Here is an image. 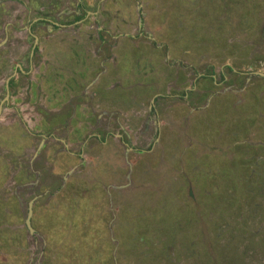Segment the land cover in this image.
I'll list each match as a JSON object with an SVG mask.
<instances>
[{"label": "crops", "instance_id": "crops-1", "mask_svg": "<svg viewBox=\"0 0 264 264\" xmlns=\"http://www.w3.org/2000/svg\"><path fill=\"white\" fill-rule=\"evenodd\" d=\"M124 1L126 0H82V2L81 0H0V86L6 84L10 92L0 100V114L3 111L9 116L12 111L10 105L13 102L19 103L14 107L15 112L20 114L19 119L25 121L26 117L32 116V119L26 122L24 137L34 135L32 129L39 128L44 123L47 113L54 114L61 122L67 118L70 121L66 124L72 125L74 122L79 124L78 117L91 118L93 124L96 123L97 126V132H92L94 144L98 143L96 150L109 160H114L100 164L98 168H91L88 176L82 177L76 175V172L73 174L72 172L79 167V162L76 163L75 159L85 155L82 149L87 145L86 139L79 146L75 144V139L70 137L66 140L60 139L48 130H40L41 141L32 154V160L27 164L30 177L35 179L34 181L36 179L40 181L36 163L44 162V156L54 162L60 159L61 161L64 159L65 162L68 160L66 169L69 172L61 177L52 193L48 194V191L44 190L40 195H34L36 199L33 202L31 217L33 232L30 234L24 221L22 227L19 226L21 228H16L22 233L17 235L18 238L21 235L24 238L26 233L34 237L37 232H44L46 244L41 258L43 263L60 260L54 261L51 259L53 256L46 252V248L53 240V232L61 231L68 234L72 230L78 232L82 230L84 232H81V239L88 244L99 239L96 234L92 237L93 231H97L98 234L101 230L107 232L113 228L114 231L118 223L122 224L121 228L124 230L137 231L144 228L150 230V219L154 216L152 214L155 212L159 215L165 214L169 209L171 213L174 211L175 208L165 207L164 202L159 200L152 203V198L144 193L140 195L139 201L143 200V203L135 210L133 204L129 205L130 210L128 207L120 210L115 200L118 189L121 188L120 191L130 194V190L139 189L136 188V184H139L140 174L145 179L155 171V166H152L154 161L149 154L160 149L164 131H169L170 135H176L181 131L194 132L197 140L208 142L207 145L210 146L213 142L217 143L221 140L220 134L201 132L203 124L200 122L199 129L196 130L192 125L196 122L191 124L187 116L189 112H186L184 117L181 116L182 118L176 113L171 114L172 108L166 109L167 104L163 105L164 102L167 103V99L189 102L185 98L194 90L200 95L203 94L201 80L204 76L209 77L211 81L210 90L206 91L212 94L223 92L216 94L217 96L214 94L218 102L212 115L214 113L221 115L225 110L228 113L231 107L232 110L242 107L238 105H243V102L249 98L247 94L250 91L258 96L264 94V68H262L264 66V0H239L243 2L242 4H237L238 0H224V3L213 2L214 4L210 3V5L205 3L207 9V12H203L205 15L193 16L194 10L190 21L187 20V16L183 18L182 14H177L176 11L173 13L161 11L159 20L157 19L158 22L155 23L143 18V13L138 14L139 7H142L138 0H134L137 14L128 16L126 9L129 4ZM176 1L175 5L172 2V6L174 9L183 6L184 13H188L194 8L193 6L199 4V0ZM165 2L162 0L164 6ZM221 4L224 10L218 13L217 6ZM104 5L111 9L108 10L107 16L102 14L105 13L101 9ZM235 8L240 11L245 10L242 18L240 17L239 20L234 18L236 21L232 18L237 12ZM169 13L172 20L178 18L176 22L181 25L171 24L172 21L166 17ZM193 20L196 22H191ZM171 26L174 28L172 32ZM173 32L176 39L171 41L172 38L167 36H171ZM256 33L262 44L260 47L257 45L254 47L252 45L254 38L248 35H256ZM185 36L187 42L183 39ZM226 51L228 52L224 53ZM217 58L224 59L225 68L235 72L238 77L247 74L253 77L245 78V85L244 82L236 85L232 81L229 83L219 81L217 71L220 67L214 68ZM230 60L234 62V66L226 62ZM186 64L192 65L191 69L198 71L195 77L188 75L190 71L184 67ZM244 70L249 72L245 73ZM4 73L5 76H2ZM24 76L29 77L31 83L28 95L25 91L21 92ZM176 79H179V83ZM136 88H138L137 92ZM86 98L93 101L91 102L93 106H85ZM68 102L71 104H67ZM33 103L34 107L30 105ZM28 112L33 115H25ZM196 112L192 115L195 116ZM239 116L233 121V125H240ZM48 117L50 119V116ZM200 117L204 122L207 119L206 115ZM15 120L9 122L15 123ZM49 124L47 129L53 128L55 122L52 120ZM93 124L90 130L94 128ZM15 125L11 123V126ZM235 128L232 126L233 131L236 130ZM230 130L229 128L228 131ZM47 137L56 140L54 146L50 145V142L46 143ZM107 139L113 141L108 142ZM108 143L119 145V148L114 149ZM58 144H61V147ZM92 145L91 143L88 147ZM26 146L25 142L23 147ZM71 149L78 156L69 155ZM141 157L147 159L145 163H142ZM162 165L164 164H158L157 169H161ZM110 168L113 171L118 170L119 178L113 176V181H110L103 175V170ZM37 199H43L42 202L44 199L49 201L51 211L41 208ZM28 201L25 209L14 191L3 196V200L0 199V222L14 216L21 220L26 215ZM78 206H82L83 209L84 206L91 208L83 210L80 215L81 222L87 225L86 228L70 227L73 224L72 209ZM108 209L116 213L118 220L117 218L113 222V218L108 220L107 216L110 217ZM133 215L137 219H143L142 225L126 226V223L134 218ZM33 223L37 225L34 227ZM8 239L11 244L13 238ZM23 242L25 243L24 239ZM32 253L30 250L24 253L26 261L30 262L33 259L29 260ZM61 258L62 262L66 261L63 256Z\"/></svg>", "mask_w": 264, "mask_h": 264}, {"label": "rangeland", "instance_id": "rangeland-1", "mask_svg": "<svg viewBox=\"0 0 264 264\" xmlns=\"http://www.w3.org/2000/svg\"><path fill=\"white\" fill-rule=\"evenodd\" d=\"M165 1L164 6L162 0H138L142 5L138 9V14L141 15L143 13V18L145 17L147 21L150 20L155 23L158 22L161 11L166 13L176 11L177 14H182L183 18L187 16V20L190 21L194 10L193 16L205 15L203 14V12H207L204 6L205 3L209 5L213 2L224 3V0H199L198 5L193 6L194 8L190 9L188 13H184L183 6H178L176 9L172 6V2L175 5L176 0ZM124 2L129 4L126 9L128 16L134 15V13L137 14L134 0H126ZM242 3V1L237 2V4ZM217 8L218 13L224 10L222 4L217 6ZM101 9L105 12L101 13L106 16L109 14L108 10L111 11L106 5L102 6ZM236 11L232 18L239 20L245 10ZM166 17L172 21L171 24L181 25L176 22L178 18L175 21L172 20L170 13L166 14ZM197 19L199 21V17ZM191 22L196 21L193 20ZM171 27L172 32L174 28L173 26ZM257 32H259V29ZM248 35L252 39L254 38V41H252L254 47L255 45L258 47L262 45L256 37L257 33L256 35ZM167 37H171V41L176 39L174 32ZM183 39L187 42V36L183 37ZM172 46L174 47V45ZM223 62L225 61L221 58H217L215 62L216 66L214 68L220 67L219 70L217 69L219 81H227L228 83L232 81L236 85L238 83L241 85L244 82L245 85V78L251 77V75L247 74L248 76L238 77L235 72L225 68ZM226 62L234 66L232 60ZM184 67L190 71L188 75L191 77H195L198 73V71L191 69L192 65L186 64ZM243 72L248 73L249 71L244 70ZM2 76H5V73ZM28 79L29 77L25 78L24 76L21 89V92L25 91L27 95L31 90V83ZM172 79L173 77H171ZM176 80L179 83V79ZM201 82L203 84V94L200 95L198 91L195 92L191 88L194 92H191L185 98L189 102L184 100V103L167 99V103L164 102L163 105L167 104L166 106L164 105L166 109L171 107V114L176 113L178 117H184L186 112H189L187 116H189L191 124L196 122L192 124L196 127V130L199 129L200 122L203 124L201 132L204 131L205 134L207 132L220 134L221 140L217 143L213 142L210 146L207 145L208 142L203 143L197 140L194 132L181 131V133L176 135H170L169 131H164L165 133L161 136L160 149L149 154L151 160L154 161L152 166H155V171H152L145 179L140 174L138 177L139 184H136V188L139 189L130 190L131 195L120 191L121 188L117 192L115 190L117 193V199L115 200L117 206L121 208L120 210L127 207L130 210L129 205L131 204H133V210H135L143 203V200L139 201L140 195L144 193L149 198H152V203L159 200L164 202L165 207L175 208L174 213L169 212V209L166 213L163 212L165 214L159 215L157 212L152 214L154 216L150 219V230L144 227V229L137 231L136 229L124 230L121 228L122 224L118 223L114 231H112L113 228L112 230H107V232L101 230L99 234L97 231H93L92 237H95L94 234H96L99 239L90 241L88 244L81 239V232H84L82 230H79V232L72 230L68 234L61 231L59 233L53 232V240L46 248V252L48 255L53 256L51 259H54V261L60 260L54 263L48 261V263L264 264V94L258 96L253 94V91H250L247 94L249 98H245V103L238 105L242 107H238L235 110H232V107L231 110L229 109V112L234 111V113H226L225 110L221 115L219 113L212 115L213 109L218 102L216 94H222L223 92H215V96L212 92L206 91L210 90L211 81L209 77L204 76ZM197 86L200 85L197 84ZM137 89H135L136 92ZM15 94L13 95L15 96ZM111 101L114 102L113 100ZM91 102L93 101L86 98L85 106H93ZM230 103L232 104V102ZM67 104L71 103L68 102ZM18 105L19 103L14 102L10 105L12 110L9 113L10 117L6 116L3 111L0 114V198L2 200L3 196H7L9 192L14 191L15 195L21 200L22 206L26 209V203L31 197L40 195L44 190H47L48 194L52 193L54 186H57L61 177L66 174V163L68 160L65 162L64 159L63 161L60 159L54 162L49 157L44 156V162L37 161L36 163L38 165L37 175H39L38 179L40 181H37V179L34 181L35 179L30 177L27 164L32 160V154L36 150L37 144L41 141V136L39 135L42 133L40 132L41 129L48 130L53 136L60 139L66 140L69 137L75 139V144L79 146L86 139L87 145L85 149H82V153L85 155L75 159L76 163L79 162V167L72 172L73 174L76 172V175L88 176L91 168H98L101 166L100 164L114 161L109 160L96 150L98 143L94 144L92 132H97V126L96 123L93 124L91 118L78 117L79 124L74 122L72 125L71 123L66 124V122L69 123L68 121H70L67 118L64 122H61L56 119L54 114L47 113V117H44V123L39 128L32 129L34 135L24 137L23 130L26 129V122L32 119L31 115L33 114H30L31 112L25 113V115L31 116V118L26 117L25 121L19 119L20 114L15 112L14 109ZM30 105L34 107L35 104ZM195 111L197 112L194 116L192 113ZM208 113L210 116H208ZM205 115L208 120L206 119L204 122V119L200 116ZM238 115L241 116H239L241 119L239 120L240 125L235 126L233 121L237 119ZM48 116H50V119ZM59 116L61 117L62 115ZM52 117L55 118L52 119ZM14 119H16L15 123L9 122ZM52 120L55 125L53 128L47 129L46 127L50 126L49 123ZM178 120L180 119L178 118ZM11 123L16 125L11 126ZM179 123L180 121H178ZM92 124L94 128L90 130ZM232 126L236 127L235 129L238 131H233ZM229 128L231 129L230 131H228ZM89 132L92 134L89 135ZM236 132L238 134H235ZM223 137L224 141H222ZM47 140L46 143L50 142V145L54 146L56 140L50 138ZM107 140L108 142L113 141ZM25 142L27 146L23 147ZM91 143L93 145L88 147ZM67 144H69L68 140ZM108 144L114 149L119 148V145L114 143ZM60 145L58 144L59 147H61ZM72 148L74 149V147ZM189 148L191 149L189 150ZM68 153L73 156L76 152L71 149ZM74 156L78 155L74 154ZM140 160L145 163L147 159L141 157ZM201 162L203 163L202 165ZM83 163L86 164L83 165V167L85 166L84 168L82 167ZM160 163L164 165L161 166V169H157L156 166ZM33 169L35 170V164ZM103 171V175L108 177L110 181H113V176L119 178L118 170L113 171L110 168ZM156 172L157 174H155ZM148 182L151 184H147ZM132 185L133 183L130 184V186ZM249 185L251 186L249 187ZM38 199L39 206L50 212L49 201L44 199L42 202L43 199ZM90 209L87 206H84V209L82 206L72 209L74 213L72 215L73 224L70 227L82 228L84 226L86 228L87 225L81 222L80 215L83 210ZM127 212L129 213V211ZM108 213L110 214V217L109 215L107 216L108 220L110 218H113L112 222L115 218L118 220L114 211L108 209ZM18 217L20 216L18 215ZM24 217L21 220H18L17 216L8 217L7 221L0 222V264H48L47 262H41L42 255H44V245L46 244L44 232L39 231L34 237L24 232V238H22V235L19 238L17 237V235L22 233L21 231L18 232L16 228L22 227ZM132 217L134 218L130 217L131 220L126 223V226L142 225L143 219H137L135 215ZM33 225L35 227L37 223H33ZM9 237L13 238L11 244H9ZM16 237L18 240L15 239ZM22 243L23 246H21ZM96 243L99 244L97 245ZM29 250L33 252L29 257V260L33 258L30 262L25 260L24 254ZM206 252H210L211 255ZM62 256L66 261L62 262ZM71 259L76 261H70Z\"/></svg>", "mask_w": 264, "mask_h": 264}, {"label": "water", "instance_id": "water-1", "mask_svg": "<svg viewBox=\"0 0 264 264\" xmlns=\"http://www.w3.org/2000/svg\"><path fill=\"white\" fill-rule=\"evenodd\" d=\"M8 96V95H7ZM6 96V98H7ZM4 101H2L3 103ZM1 103V104H2ZM69 173V172H67ZM36 196H34L33 198H31L29 201H28V204H27V212H26V215H25V218H24V225L25 227L28 229V231L30 232V234L33 232V228L31 226V217H32V206H33V202L34 200L36 199L35 198ZM113 240V239H112Z\"/></svg>", "mask_w": 264, "mask_h": 264}, {"label": "flooded vegetation", "instance_id": "flooded-vegetation-1", "mask_svg": "<svg viewBox=\"0 0 264 264\" xmlns=\"http://www.w3.org/2000/svg\"><path fill=\"white\" fill-rule=\"evenodd\" d=\"M80 1V0H79ZM81 2H82V0H81ZM0 87H2L1 88V91H0V100L1 99H3L4 97H5V95L9 92V88H7L6 87V84H2V86H0ZM10 93V92H9ZM4 101V100H3ZM5 103V101L3 102V104ZM248 184V183H247ZM251 185H249V187H250ZM34 197V196H33ZM32 197V198H33ZM1 199V198H0ZM25 218V217H24ZM24 221V220H23ZM207 253V252H206ZM207 254H209V255H211V253L209 252V253H207Z\"/></svg>", "mask_w": 264, "mask_h": 264}]
</instances>
